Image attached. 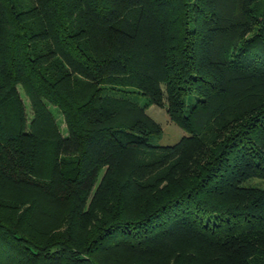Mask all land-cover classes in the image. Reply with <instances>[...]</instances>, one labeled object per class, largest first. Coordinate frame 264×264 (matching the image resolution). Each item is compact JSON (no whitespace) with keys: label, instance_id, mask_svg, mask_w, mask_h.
I'll return each instance as SVG.
<instances>
[{"label":"trees","instance_id":"trees-1","mask_svg":"<svg viewBox=\"0 0 264 264\" xmlns=\"http://www.w3.org/2000/svg\"><path fill=\"white\" fill-rule=\"evenodd\" d=\"M0 264H264V0H0Z\"/></svg>","mask_w":264,"mask_h":264},{"label":"rangeland","instance_id":"rangeland-1","mask_svg":"<svg viewBox=\"0 0 264 264\" xmlns=\"http://www.w3.org/2000/svg\"><path fill=\"white\" fill-rule=\"evenodd\" d=\"M17 89H18L19 95L22 99V102L24 104L27 122H29V120L31 119L32 112L30 109V105H29L27 96L25 95V93L22 90V87L20 85H17ZM129 95L131 97H133L134 99H136L140 104L147 103L146 98L144 96L136 93L135 90L132 93H130ZM48 107L50 108V110L52 111V113L55 117V120L59 126L61 134L63 136H67V131H66L63 116L61 115V113L59 112V110L55 106L48 104ZM146 111L149 115H151L162 126V130H163L161 135L150 137V142L157 144V145H168V144L175 143L176 141H178L180 139V137H182L183 135L186 134V132L184 130H182L180 127L175 125L169 119V117L166 113L165 103L163 104V106H159L156 104L149 103L146 106ZM103 172L104 171H102V173L100 174V178L98 179L94 189L99 184V181L101 179V176L103 175ZM262 184L263 183L257 178H251L244 183V185H262ZM93 193L94 192H91L90 196H93Z\"/></svg>","mask_w":264,"mask_h":264}]
</instances>
